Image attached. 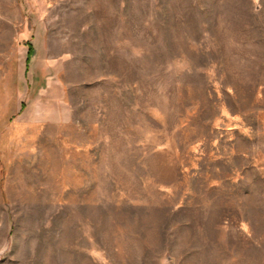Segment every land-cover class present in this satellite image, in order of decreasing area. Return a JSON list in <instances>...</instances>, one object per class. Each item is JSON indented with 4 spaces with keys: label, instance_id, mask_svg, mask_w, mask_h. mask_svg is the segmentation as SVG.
I'll use <instances>...</instances> for the list:
<instances>
[{
    "label": "rangeland",
    "instance_id": "1",
    "mask_svg": "<svg viewBox=\"0 0 264 264\" xmlns=\"http://www.w3.org/2000/svg\"><path fill=\"white\" fill-rule=\"evenodd\" d=\"M0 264H264V0H0Z\"/></svg>",
    "mask_w": 264,
    "mask_h": 264
},
{
    "label": "trees",
    "instance_id": "2",
    "mask_svg": "<svg viewBox=\"0 0 264 264\" xmlns=\"http://www.w3.org/2000/svg\"><path fill=\"white\" fill-rule=\"evenodd\" d=\"M27 47H28V52H27L26 65L28 70L29 63L31 61L32 56L34 55V47L30 42L27 43ZM23 109H24V105H22V110Z\"/></svg>",
    "mask_w": 264,
    "mask_h": 264
}]
</instances>
